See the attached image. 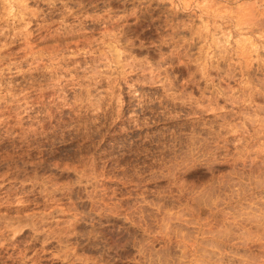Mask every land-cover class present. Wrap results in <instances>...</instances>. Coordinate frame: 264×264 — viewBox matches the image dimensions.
<instances>
[{
    "label": "rangeland",
    "instance_id": "1",
    "mask_svg": "<svg viewBox=\"0 0 264 264\" xmlns=\"http://www.w3.org/2000/svg\"><path fill=\"white\" fill-rule=\"evenodd\" d=\"M0 264H264V0H0Z\"/></svg>",
    "mask_w": 264,
    "mask_h": 264
}]
</instances>
